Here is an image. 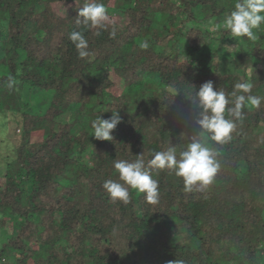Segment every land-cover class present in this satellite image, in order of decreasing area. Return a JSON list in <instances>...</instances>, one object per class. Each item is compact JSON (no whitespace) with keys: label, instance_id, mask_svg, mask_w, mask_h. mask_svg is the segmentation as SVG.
Returning <instances> with one entry per match:
<instances>
[{"label":"trees","instance_id":"1","mask_svg":"<svg viewBox=\"0 0 264 264\" xmlns=\"http://www.w3.org/2000/svg\"><path fill=\"white\" fill-rule=\"evenodd\" d=\"M85 2L0 0V113L22 116L16 155L0 162V264H264V100L228 143L207 141L220 169L206 190L186 192L167 169H150L154 205L132 189L112 202L102 187L118 180L116 160L185 149L200 133L187 96L204 82L225 93L251 82L264 97V24L226 51L212 41L234 39L216 26L236 0H100L97 36L76 23ZM112 111L113 140L95 139L91 121Z\"/></svg>","mask_w":264,"mask_h":264},{"label":"clouds","instance_id":"2","mask_svg":"<svg viewBox=\"0 0 264 264\" xmlns=\"http://www.w3.org/2000/svg\"><path fill=\"white\" fill-rule=\"evenodd\" d=\"M77 25H83L88 29H97L96 35H100L101 29L106 30L108 20L107 9L100 0H86L83 7L78 9ZM264 24V0H236L234 8L226 15L222 27L228 30L233 38L246 37L250 41H256L258 36L254 30ZM221 26L217 25L218 30ZM117 35L115 27L109 31V38ZM68 39L75 45L79 58H87L89 52L88 40L82 31L73 30L68 34ZM142 49H147L149 44L142 41L139 44ZM231 50V46H228ZM251 82H238L231 93L214 88L213 81L204 82L198 90L195 89V98L188 93V98L199 109L196 124L200 133L191 138L183 151L177 154V148L169 146L164 151H156L147 161L143 154L137 155L135 161L116 160L113 162L118 180L108 179L103 182V189L112 202L120 201L123 204L130 202V189L143 193L149 204L159 202V182L151 175L150 169H167L177 177L183 178L186 192L204 191L211 185L220 169L217 159L219 152L210 147L207 141L223 145L232 139V133L236 130L237 122L244 119L243 109L259 108L264 97L250 95ZM249 94V95H245ZM106 112V111H105ZM227 117L226 118V114ZM118 111H112L110 118H102L100 115L91 121L92 135L97 140H113L112 132L121 122ZM201 133L206 134L201 138Z\"/></svg>","mask_w":264,"mask_h":264},{"label":"rangeland","instance_id":"3","mask_svg":"<svg viewBox=\"0 0 264 264\" xmlns=\"http://www.w3.org/2000/svg\"><path fill=\"white\" fill-rule=\"evenodd\" d=\"M205 25L208 28H214V25H212L211 23L205 24ZM220 25L222 27V23ZM259 29H257V32ZM214 40L215 41H212L213 44H216L217 41H220L226 46V49H225L226 51H229L228 50L229 45L231 46V50L234 51L236 50L235 46H238V41L242 40V38H234L233 40H231V38L230 39L223 38L221 40L214 39ZM146 77H149V75H146ZM21 120H22V116L20 113H17L15 116L10 115L8 122L0 113V162L3 161L2 160L3 156L4 158H6V156L15 157L16 149L19 146L18 144L20 142L19 131H20V126H21L20 124ZM2 166L3 165L0 164V167ZM6 229H8V231L11 230L10 224L8 223L6 224Z\"/></svg>","mask_w":264,"mask_h":264}]
</instances>
